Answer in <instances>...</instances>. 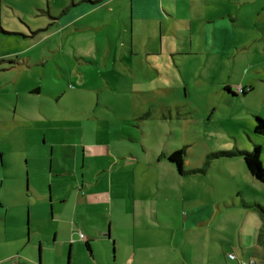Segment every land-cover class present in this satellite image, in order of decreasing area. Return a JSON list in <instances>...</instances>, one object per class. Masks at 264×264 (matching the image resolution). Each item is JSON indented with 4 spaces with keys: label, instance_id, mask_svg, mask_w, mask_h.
Listing matches in <instances>:
<instances>
[{
    "label": "rangeland",
    "instance_id": "rangeland-1",
    "mask_svg": "<svg viewBox=\"0 0 264 264\" xmlns=\"http://www.w3.org/2000/svg\"><path fill=\"white\" fill-rule=\"evenodd\" d=\"M163 1L166 9L192 17L164 24L185 52L165 49L157 66L118 68L123 78L98 90L105 73L77 58V51L96 44L95 31H47L62 0H0V26L16 32L0 38V51L29 46V54L42 59L21 71L0 70V245L15 249L26 233L31 240L15 264L39 253L52 264L60 251L71 263L69 240L76 242L79 232L91 238L95 256L81 245L75 264H127L135 239L138 253L141 242L151 243L155 251L146 262L152 264H239L229 253L264 264V183L251 175L241 154L260 144L264 165V135L255 131L256 116L264 117V0ZM217 17L228 20L221 27L227 40L213 32ZM150 31L136 27L135 43L143 45L139 35ZM124 38L117 40L118 51ZM243 88L251 91L243 94ZM74 100L89 112H70ZM119 122L123 136L115 145L142 160L128 178V224L111 227L107 213L102 228L101 216L92 231L81 223L68 235L70 228L61 225L56 238L59 222L48 213L58 211L68 185L56 173L52 141L60 139L64 125L80 124L85 141L95 142L94 129L114 131ZM177 149L183 150L185 172L172 162V174L167 163ZM147 159L154 164L144 165ZM155 181L166 191L157 185L155 192ZM156 208L158 221L152 217Z\"/></svg>",
    "mask_w": 264,
    "mask_h": 264
},
{
    "label": "crops",
    "instance_id": "crops-1",
    "mask_svg": "<svg viewBox=\"0 0 264 264\" xmlns=\"http://www.w3.org/2000/svg\"><path fill=\"white\" fill-rule=\"evenodd\" d=\"M189 18L192 17L187 14L179 15L178 12L166 9L163 0H62L61 4L50 15V20L53 25L49 26L47 31H78L81 28H91L95 31L96 44L93 48L91 47L86 51H77V58L80 64L84 62L96 64L105 73L103 74V82L101 81L97 85V89L100 90L103 87L111 86V82L115 83L123 78L121 73L117 71L118 68L132 69L133 66L135 67L139 63H150L152 66H157L162 63L159 54L164 56L165 49L167 52L174 54L185 52L181 48L183 46H179L175 41L173 42L170 35L172 32L165 30L164 24L166 20L170 19L176 22L178 20L189 22ZM226 21H228L226 18L220 17H217L213 21L215 22L213 32L217 36H220L221 40H227L228 32L221 28ZM4 25L0 26L1 40H5L16 34V32L11 31L12 29L10 27ZM123 25L125 30H122ZM136 27L139 31L151 30L148 35H139L143 37L141 40L144 41V44L140 46L135 43L134 30ZM121 34L125 35V38L122 42L123 46L118 51L117 40ZM211 34V31H209V38L213 39ZM166 37L167 44L165 42ZM30 51L29 46L19 50L0 51V64L4 63V66L0 67V70L11 72L21 71V69L30 68L34 65L32 64L34 62H41V57H34L33 54L35 52L29 54ZM143 53L147 55L145 60L141 58ZM28 86L30 90H36L39 93L41 91L39 86L36 87L32 84ZM248 91H251V89H248ZM57 97L59 98L60 95ZM73 102V105H71L72 108H69L70 112H89L87 109L83 111L82 108H79L80 106H76V100ZM104 103L106 106L114 108L111 106L112 103L110 104L107 101H104ZM62 111L65 112V110ZM62 120L74 122V120L66 118L65 116ZM116 125L119 127L114 131L107 132L94 129L93 133L97 135V140L88 143L84 139L86 127L80 124L64 125L65 129L63 130L61 128L59 131L61 132V140L52 141L51 148L54 158L53 164L57 170L56 173L61 178L67 179L65 183L68 185L66 192L64 193L62 191L63 194L57 200L58 203L60 202L62 204L57 207L58 211L54 210L52 216L48 213L50 218L57 219L59 222L58 228L56 229V238L58 237L61 225H66L70 228L68 235L71 230L76 231L81 223L89 227L88 232L90 230L92 231L94 228L93 222L97 221L101 216L99 222L100 228H102L107 213L110 215L109 220H106V222L110 223L111 227L117 228L122 224H128V178H130L129 174L133 173L135 175L142 160L134 157L132 151L128 153V147L119 148L115 145V142L123 136L121 133L123 130L122 122ZM104 132H107V134ZM152 161L147 159L144 161V165L154 164ZM167 164L171 167L169 171L174 174L175 165L172 161ZM156 182H152L155 192L158 190L157 185H159ZM159 188L160 190L166 191L160 185ZM70 202L72 205L69 204ZM92 207L94 209L90 212V208ZM146 213L150 214L148 211ZM143 214L144 212L141 208H139L138 215L134 213L136 218L135 224L139 229L143 227L142 221H139L143 217ZM152 217L155 221L159 220L160 216L157 208L152 211ZM166 225L170 226L167 221L165 222ZM22 235L23 241L21 242V246L15 249L7 248L6 244L0 245V264H15L14 262L20 260V252L25 250L31 241L27 233ZM108 236L110 237V232H108ZM115 240L116 243L120 241L117 237ZM136 240L133 253L129 258L126 256L127 258L125 260H128L127 264H152L146 262V258H148V261L152 260L149 257V253L155 251L150 247L151 243L146 245L141 242V252L138 253L136 251V245L138 246L139 244L138 240ZM61 241L65 242L64 240ZM55 242L57 245L59 240L57 239ZM69 242H71L73 253L71 263L70 256H68V264H75L74 257L77 253L74 252L77 251V248L79 251L82 248L81 245H85L87 250L90 251V254L95 256L92 252L94 248L91 243V238L87 239L86 235L83 239L79 236L76 242H73L72 239ZM136 258L141 260L142 263H139ZM50 259H42L41 253H39L38 258L29 255V258L22 260L26 264H37L38 262V264H49L51 263ZM154 259L155 255L153 257ZM234 260H238L240 264L238 256ZM54 262L52 264H66L65 255L62 251L55 255Z\"/></svg>",
    "mask_w": 264,
    "mask_h": 264
},
{
    "label": "trees",
    "instance_id": "trees-1",
    "mask_svg": "<svg viewBox=\"0 0 264 264\" xmlns=\"http://www.w3.org/2000/svg\"><path fill=\"white\" fill-rule=\"evenodd\" d=\"M245 90V88H243ZM244 91L243 93H246ZM235 93V92H233ZM236 94V93H235ZM255 131L259 134L264 135V117L257 115L255 121ZM262 147L260 144H256L254 149L251 151H241L245 159L246 166L253 177H255L260 182L264 183V165L261 161ZM183 150L177 149L169 155V159L176 163V166L180 173H184V160H183ZM262 212L264 213V207L260 206Z\"/></svg>",
    "mask_w": 264,
    "mask_h": 264
},
{
    "label": "built area",
    "instance_id": "built-area-1",
    "mask_svg": "<svg viewBox=\"0 0 264 264\" xmlns=\"http://www.w3.org/2000/svg\"><path fill=\"white\" fill-rule=\"evenodd\" d=\"M243 90H244V89H242L241 92H243ZM79 236H80V238H82V239L85 237V235H84L82 232L79 233ZM229 258L234 260V259L237 258V256H236V254H234V253H229ZM128 264H133V263H128ZM240 264H257V262H256L255 259H250L249 261L240 260Z\"/></svg>",
    "mask_w": 264,
    "mask_h": 264
},
{
    "label": "flooded vegetation",
    "instance_id": "flooded-vegetation-1",
    "mask_svg": "<svg viewBox=\"0 0 264 264\" xmlns=\"http://www.w3.org/2000/svg\"><path fill=\"white\" fill-rule=\"evenodd\" d=\"M244 91H248V90H247V89H245V90H243V92H244Z\"/></svg>",
    "mask_w": 264,
    "mask_h": 264
}]
</instances>
